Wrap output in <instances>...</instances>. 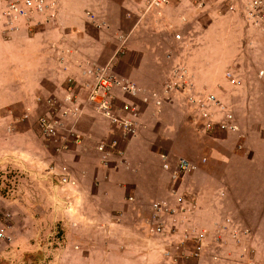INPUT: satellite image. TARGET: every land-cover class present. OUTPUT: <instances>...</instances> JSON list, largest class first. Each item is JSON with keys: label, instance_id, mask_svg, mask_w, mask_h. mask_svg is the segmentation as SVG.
Instances as JSON below:
<instances>
[{"label": "crops", "instance_id": "crops-1", "mask_svg": "<svg viewBox=\"0 0 264 264\" xmlns=\"http://www.w3.org/2000/svg\"><path fill=\"white\" fill-rule=\"evenodd\" d=\"M218 3L225 8V13L216 16L211 5ZM230 4L235 6L233 10L229 9ZM243 4L242 0H176L154 13H144L142 0H58L56 10L38 14L47 22L40 31L29 35L26 30L16 28L9 35L14 37L12 42H16H4L0 46V53L4 54L1 68L10 67L22 72L23 76H18L21 84L30 85L37 95L45 96L66 91L64 83L67 78H74L82 84L90 78L88 71L98 64L109 65L114 50L124 46L129 55L125 64L121 63L126 69L125 78L148 94L149 103L140 105L141 111L135 115L137 131L124 145L125 155L116 168L105 172L101 163L99 169L90 175L81 170L79 178H74V186H64L68 191L67 198L72 199L63 209L65 218L70 216L75 227L82 224L84 228L79 237L82 241L73 240L85 246L96 242L104 259L98 264L109 260L108 255L112 256L111 264H171L164 254L167 250L180 253L175 258L182 256L186 262L190 248L184 247L194 245L195 236L199 234L212 245L210 264H264V23H251L244 14ZM126 23V31L119 32L123 28L121 25ZM92 37L97 39L92 42ZM173 37L182 39L172 42ZM156 39H168L172 44L163 49ZM214 43L222 44L220 54L231 55L234 51L260 53L258 74L234 83V88L231 87L232 91L224 99L229 102L227 107L234 108L236 112L238 133L205 137L204 147L211 148L206 156L207 162H202L204 166L209 164V174H206L208 189L192 197L184 193L190 191L184 190L183 184L175 195H171L166 189L171 183L170 176L163 169L161 155L153 149L155 145H151L150 139L147 142L142 138L145 119H149L154 111L156 118L164 122L173 105L177 115L185 119L183 104L190 103L187 100L190 92H202V89L198 90L199 86L211 87L206 91L215 96L216 91L212 87L223 73H216L219 54L211 56ZM181 65L182 89L177 93L164 94L168 75L165 74ZM50 71L54 74L49 75ZM189 86L190 91L185 89ZM119 99H122L120 95ZM156 101L160 104L156 105ZM80 118L77 132L84 136L86 143L97 136L108 135V130L113 129L107 119L87 107ZM163 130L171 132V128L165 125ZM177 132L174 144L168 141L171 137L167 131L161 139L151 140L162 147L166 143L181 147L178 153L181 158H191L194 154L200 159L202 154L199 152L204 147L201 145L193 152L192 138H183L180 135L182 129ZM236 139L242 145L240 151L236 147ZM82 145L70 144L62 150L64 155L70 152L67 156L70 164L84 162L83 151L86 149ZM96 152L101 161L100 153ZM145 153L152 155L153 164L141 171L139 166ZM219 180L228 181L230 192L221 191L223 194L219 191ZM157 192L160 199L171 195L174 199L172 206H179L181 211L174 210L176 213L165 224L163 235H150L145 221L150 218L151 203ZM134 196L146 202L147 211L144 216L138 215L133 223H126ZM88 197L97 200L95 205L87 206ZM179 197L182 198L181 204L177 200ZM107 200H112V205L103 206ZM221 217L233 218L237 226L247 231L245 237L236 231L235 236H212L217 226L211 223ZM67 254L71 256L67 257ZM71 257V252H63L62 260L68 261ZM82 261L85 262L84 259ZM193 264H204V261L201 258Z\"/></svg>", "mask_w": 264, "mask_h": 264}, {"label": "rangeland", "instance_id": "rangeland-1", "mask_svg": "<svg viewBox=\"0 0 264 264\" xmlns=\"http://www.w3.org/2000/svg\"><path fill=\"white\" fill-rule=\"evenodd\" d=\"M56 1L58 3V0H55L53 10L57 9ZM12 2H14V0H0V46L4 44V42H12L14 37L10 38L9 35L12 31H16V28L19 30H26V32L31 35L36 31H40L47 23L43 20L41 15H38L39 13L26 12V15L18 16L16 18L17 20L11 16H6L5 12L9 6L8 4ZM211 4L213 3L211 2ZM221 5L222 4L219 3L214 6L211 5V11H213L216 16L225 13V8ZM141 7L142 6H140V9H142ZM154 12L151 11L149 13ZM104 24L103 21L102 25ZM121 26L123 28H120L119 32H125L128 28V23ZM149 27L152 26L150 25ZM181 36L182 38L184 37L183 35ZM182 38L173 37L171 40L172 42L173 40L179 42ZM96 39L97 37H92L90 41L93 42ZM152 41L155 43L154 39ZM182 41H188V39H183ZM14 42H16V40L12 43ZM172 42L169 43L168 39H161V41L156 39V43H161L164 47L163 49L169 48ZM251 42L255 43V41ZM8 45L11 44L9 43ZM212 45L211 56L219 54L216 61V73H223L221 76L222 78L217 77V79L219 78L220 80L216 81L215 85L212 87L213 90L216 91L214 95L219 103L235 114L234 108L227 107L229 102L228 100H224L226 94H230L232 91L231 87H233V84L237 83V81L254 77L256 76L255 74H258V57H260V53L257 55L255 53H250V51L248 53L245 51H234L231 55L220 54L219 52L222 50V44L214 43ZM247 48L251 51L254 50L252 47ZM114 51L116 54L114 53L112 56L109 55L112 57H109V65H106V63L101 65L98 64L95 66V69L108 66L110 73L117 77L125 78V76H127L126 69L122 68L123 66H121V63L125 64L129 58L127 48L123 46L122 49L117 48ZM3 60L4 54L0 53V228H4L6 234L5 238L0 239V264H98L104 259L101 258L102 253L96 242L91 246H85L74 241L75 239L82 241L79 237L80 233L84 231V228L82 224L75 227V222H73L74 220L70 216L67 219L65 218L66 215L63 213V209L69 205L67 201L71 202L72 199L67 198L68 191L66 192L64 190V186H74V178H79L81 170L86 171L90 175L94 173L95 170L99 169L101 163L105 172H111L121 160H123L126 151L124 145L129 139L117 143L112 150L108 149L110 150L109 161L103 160L100 154V161L97 157L96 146L100 142H106L111 145L112 138L116 136L113 133L116 134L118 128L113 127V129L108 130L109 132L106 136L96 137L95 135L96 138H93V141L90 143L84 142V136L79 134L82 139V146L86 149L83 151L85 159L82 164H70L67 158L70 152L66 153V156L62 153L63 149L59 147L61 146L60 139L70 130L77 131L78 119L81 115V118L84 116L85 108L92 109L90 105H86L85 103L89 88L92 86L93 82L91 73L95 69L87 72L90 74V78L85 80L82 84H79L74 78H67L64 83L66 91H62L59 95L56 92L49 95L46 94L45 96L37 95L35 88L32 86L21 84L18 76H23L22 72L10 67L2 69ZM245 63H248L250 66L245 65ZM182 65L178 68L183 69ZM171 70L172 69H170V71ZM170 71L168 73H170ZM50 72L49 75L54 74V71ZM227 72L231 73L230 77L226 75ZM180 76H182V74H180ZM76 83H78V86ZM179 84V80H176L173 87ZM69 86L72 90L71 92H74L72 95L76 97L75 102L80 103V108H82V110L75 112V115L71 116L70 114L63 115V111H65L67 107L65 97L69 94ZM155 86H158L157 83ZM187 88L189 91L191 90V86L186 87V89ZM210 88L211 87L207 86H199L198 90L202 89V92L198 91L200 94H193L190 92L187 98L190 103L183 104V109L186 114L185 119L177 115L174 105L170 106L168 110L170 113L167 114L168 119H163L164 122H160V120L156 118V113L154 111L151 112L152 115H149V119H145L146 128L142 138L147 142H149L148 139H150L151 145H155L153 149L161 155L163 162L165 159L166 162L168 161L174 164L178 160H186L195 165L190 172L184 175L180 174L175 182L170 179L171 183H168L169 185L166 189L169 190L168 192H170L169 194L171 195H175L183 184L185 185L184 190L188 189V191H190H184V193H188V195L192 197H194L196 193H204V191L208 189L206 174H209L207 170L209 164L204 166V163L207 162L206 156L207 154L209 155L211 148L204 147L206 146L205 137L216 136L219 133L226 134V132L219 131L216 128L218 126L215 124V126H213V131H207L204 126L208 118L212 116L210 112L212 111V113L215 114L218 106L215 107V110L212 109V107L209 109L205 106V111L207 113L206 117H200L199 115L198 117L195 115L196 110L190 98L197 97L204 101V97L210 95L206 91ZM181 89L182 87L180 86L177 90L179 91ZM178 91L173 90L172 93H177ZM136 105V112L139 113L141 111L140 105L143 104L140 100H135V106ZM215 115L216 118L222 116L220 113H216ZM235 118L238 123V117H236V115ZM41 119H46L49 122H56L59 126H54L58 129V134L50 138L45 136L40 128L39 122ZM178 123H180V125L176 126ZM163 125L170 127L171 132L163 130ZM181 129L183 132L180 135L183 138H192L191 147L194 149L193 152L201 145L205 148L199 152L202 154L200 159L194 157L193 152H191L193 154L191 158H181L178 153H180L182 148L177 145L169 146L166 143L163 144L162 147L159 144H155L154 141L161 139L165 131H167L169 133L168 135L171 137V139L168 138V141H172V144H174V139L179 134L177 131ZM151 138H153L154 141L151 140ZM235 144L238 151H240L242 145L239 140L236 139ZM170 147L173 148V151L170 150ZM198 151L196 152L198 153ZM203 159H205L204 163H202ZM98 161L100 163H98ZM150 164H153L152 155L145 153L142 164L139 166L140 170H145ZM62 179H66V183H62ZM227 184L228 181L219 180L217 182L219 191L230 192ZM221 193L224 194V192ZM159 195L160 193L157 192V197L154 199V202L151 203V210L149 211L150 218L145 221L150 235H163L165 233V224H167L168 219L171 220V215H175L176 213L174 210L181 211L179 206H172L174 199L171 195L162 199H160ZM134 199V204L130 205L129 208L130 213H128V216L130 218L128 219V217H125L126 223H133L138 215L144 216L147 211L146 202L143 199H137L135 196ZM185 199H189V197ZM129 200H132V198H129ZM177 200L178 203L181 204L182 198L179 197ZM96 201L97 200L89 199L86 201V204L87 206L95 205ZM112 203V200H107L103 203V206H110ZM154 203L158 204L159 207L168 208L169 212L161 210L158 216L154 217L152 209ZM226 219L230 220V225H226L225 230L218 233L220 224L217 223L224 222ZM217 220V222H215V220V223H211L217 226L212 235L217 236L216 238L227 237L228 235L233 236L235 231L239 236L242 235L245 237L247 234V231L240 225L237 226L235 220L231 217H221ZM159 224H162L161 228L164 230L163 233H157L154 229ZM200 237V234L195 236L194 245L187 244L184 247V249L190 248V253L186 257V262L182 256L179 259L175 258V255L179 256L180 253L177 252L174 254L167 250L164 254L167 256L169 262L171 264H193L194 262L197 263L202 258L204 264H210L209 256L211 257V255L209 252L212 245H210V242L205 238ZM183 245L184 244H182V250ZM110 248L112 249L111 246ZM63 252H71V260H62ZM70 256L71 255L67 254V257ZM107 257L109 260H106L103 264H111L110 259L112 256L108 255ZM82 259H84L85 262H83Z\"/></svg>", "mask_w": 264, "mask_h": 264}, {"label": "built area", "instance_id": "built-area-1", "mask_svg": "<svg viewBox=\"0 0 264 264\" xmlns=\"http://www.w3.org/2000/svg\"><path fill=\"white\" fill-rule=\"evenodd\" d=\"M142 1L145 4L144 13H149L151 11L154 12L156 10H160L164 7L170 6L176 0ZM228 1L232 2L235 0ZM242 1L244 3V14L246 15L247 19L255 25L264 23V0ZM8 5L9 6L5 12L6 16H11L12 18L16 19L18 16L26 15V12L40 14L43 13V11L49 9L53 10L55 0H14V2ZM233 7L235 6L230 4L229 9L233 10ZM181 70L182 68L175 67L170 71V73H168L165 80L166 86L164 89V94L172 93L173 90L178 91L177 89H179L180 86L182 87L181 82H183L184 84V81H180L183 80V75L180 76ZM226 75L228 77L231 76L230 73H227ZM259 75H262V72H260ZM91 76L93 78V82L92 86L89 88V93L85 104L90 105L96 113L107 119L114 128H118L116 134L113 133L116 136L113 135L114 137L111 140V145L106 142H100L96 146L97 151L102 155V159L105 161H109V151L114 149L117 143L123 142L126 139H130V137L134 136L137 131L135 121L137 105L135 106V100H140L142 104L147 105L149 103V97L148 94H146L145 90H142L131 80L120 78L110 73V71L108 70V66L98 67L91 73ZM176 80H179L180 84L176 87H173ZM71 91L72 90L69 86V94L65 97L67 107L65 111H63V115H75V112L82 110V108H80V103L75 102L76 97L72 95L74 92ZM119 95L120 97H122V99H119ZM204 98V101L197 97L190 98L191 103L194 104L196 116L199 115L200 117H206L207 113L205 111V106L209 109L210 107H212V109L214 110L216 109L215 107L218 106L215 114L220 113L222 115L220 118H215L216 115L212 113V111L210 112L212 116L208 118L207 122L204 125L207 131H213V126L215 125L218 126L216 128L221 132L235 133L239 131V126L236 121L235 114L231 110L226 109L221 103H219V101H217L216 97L211 94L206 95ZM155 104L159 105L160 102L156 101ZM39 123L40 128L42 129V132L45 136L50 138L58 134V129H56L55 127L57 125L56 122H49L46 119H41ZM60 143V149H67L70 144L81 145L82 139L76 130H70L66 135H63L61 137ZM202 162H205V159H203ZM194 167L195 165L193 163L186 160H178L176 163L172 164L168 161L166 162L164 159L163 164V169L169 173L170 179L174 182L177 180V178H179L180 174L184 175L185 173L190 172ZM61 182L66 183V179H62ZM152 209L154 217L158 216L161 210L169 212L168 208H163L161 206L159 207L156 203L152 205ZM226 225H230L229 219H226L218 227V233L224 231ZM161 227L162 224H159L154 229L157 233H163L164 230ZM5 237L6 234L4 232V228H0V239Z\"/></svg>", "mask_w": 264, "mask_h": 264}]
</instances>
